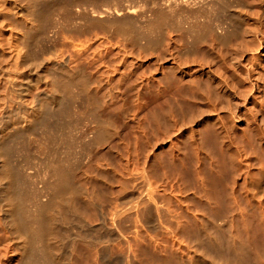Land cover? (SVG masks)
Here are the masks:
<instances>
[{
  "label": "bare ground",
  "instance_id": "bare-ground-1",
  "mask_svg": "<svg viewBox=\"0 0 264 264\" xmlns=\"http://www.w3.org/2000/svg\"><path fill=\"white\" fill-rule=\"evenodd\" d=\"M106 1L0 0V56L9 66L0 67V263L15 248L18 264H149V257L150 264L152 258L160 264H264V0H180L212 16L216 41L233 38L230 54L222 57L211 46L210 55H197L192 65L174 66L180 74L194 73L191 83L148 112L130 135L117 137L114 155L86 172L89 191L75 185L72 167L51 151L55 141L67 140L60 137L69 123L75 56L97 50L85 59L100 73L97 86L125 76L136 63L126 23L142 13L130 0ZM230 1L241 5L231 12ZM166 3L158 9L171 11ZM29 50L71 51L51 61ZM21 63L30 67L25 74L15 70ZM56 69L70 72L68 85L52 79ZM46 82L47 92L34 93ZM9 91L23 97L12 110ZM113 93L109 87L102 102ZM28 99L33 103L25 104ZM142 103L131 100L123 121ZM94 115L97 128L87 143L118 135L113 122ZM33 127L44 138L36 139L37 153L50 143L53 149L44 157L51 160L39 156L46 160L37 166L41 186L27 174L25 160L12 158L15 169L8 163L20 146L18 134ZM141 183L145 193L137 192ZM71 223L87 229L63 244Z\"/></svg>",
  "mask_w": 264,
  "mask_h": 264
},
{
  "label": "rangeland",
  "instance_id": "rangeland-1",
  "mask_svg": "<svg viewBox=\"0 0 264 264\" xmlns=\"http://www.w3.org/2000/svg\"><path fill=\"white\" fill-rule=\"evenodd\" d=\"M103 1L105 2V0ZM108 1L111 3L112 0H107L106 4ZM176 1L174 0L173 2L172 0L171 1L170 0L169 1L168 0H130L132 6H134L137 9L136 11L138 12L139 10L142 14L140 13L141 15L139 16H133V18L129 21V23H126L130 26V27L127 26V28L131 30L130 31L128 29L131 32V34H129V38L130 35L132 37L130 38V41L131 39L133 41V42L131 41L133 44H132V50L130 51L134 52L133 53L135 54L134 56H138L139 58L137 57L136 63L134 64L132 70L128 72V74H126L125 76H121L117 74L110 81L109 85H107V83L101 82L100 79L101 83L99 84V86H97L96 81L98 80L100 73L95 72L96 69L94 68V66H89L85 63V59L87 58V56L90 55L91 53H95L97 50H82L81 53L75 56L74 61L78 63V67L76 68V70H74L73 73H71L74 75V77H71L70 72H67L66 70L56 69L54 73L52 71L51 75L53 78L52 77L51 78L53 80L55 78L56 79L58 78L59 79L58 81L62 80L61 82L63 83L65 82L66 84V81L71 77L72 79H75V81L74 80L73 81L75 83H78V85L74 84L73 81L70 82L71 87L73 89L72 88H70L72 90L69 89L70 90L69 92H71V94L69 93V96L67 94L68 97H66L69 100V101L66 100V102L67 101L69 102V103L67 102L68 103L67 106L68 107L70 106L71 111L69 108V113H70L68 114L69 117L68 118L67 116L64 117L65 120L68 119L67 123L68 122L69 123L63 129L66 130L65 131L62 130V132H64L65 134L60 131V133H62L63 135V137L61 135L60 139L61 140L67 139V140H64V142L61 143H56L57 141H55L53 145L52 143H50L53 149L55 148L54 150L51 149L50 145H48L49 150L50 149L53 150V151L50 150L51 152L54 151L57 152L59 150L57 154L56 152H54L55 155H52L54 157L51 156V153L48 154V152H50L49 150L45 152L47 153V155H50L52 158L62 157L61 158L62 160H66L67 163H69L70 168L72 167V169H70L71 172L70 176L72 181L75 183L77 187H84L86 188V190L90 191V187L92 186L91 185L92 183L90 184L91 181L87 182L88 180L86 181V179H84V176L86 172H89L93 169L94 165L100 158L102 157L109 158L114 155L113 150L110 149V147L115 146V144L117 143V137L119 136L120 138H124L130 135L132 128L136 127L140 119H142L143 117L145 119L146 118L145 115L148 114V112H150L155 108L162 107L168 98L175 96L178 93L180 87L183 84L191 83L195 74L192 72H187V70H184L185 72L180 74L177 70L174 69V66L179 65L182 68H184L183 66L187 64L192 65L193 60L197 55L201 53L210 55L209 52L211 50V46H213L215 49H221L218 50L217 52H220L222 57H228V55L230 54L233 38H231V40L230 37L221 39L222 40L221 43L215 40L213 27H212L213 23L211 22L212 16H209V13L207 11H204V9H198V7L195 8V6L194 8L193 6H185V5L183 7V5L179 3L180 0H176ZM208 1L211 2V0ZM166 2H171L172 4L171 6L172 8L170 7V10L172 9L171 11L168 10L169 8H167L166 10L165 9L166 6L164 7V5H162L163 6L162 9H158L160 4H165ZM230 2L232 3L229 2L226 3L227 5L226 7L231 12L236 11V9L235 10L233 9L235 7L237 8L236 5L238 6L241 5V4H237L238 2L236 1L235 2L230 1ZM163 8L165 11L163 10ZM167 11L169 13H167ZM205 12H207L208 14H206ZM202 13L204 15H202ZM72 18L71 20L65 19L66 23L67 21L68 23H70L71 21L73 22ZM233 19H236L235 15ZM158 24H160L161 26ZM157 26L158 28L159 27L160 28L158 29ZM30 51L31 52L34 51V54L36 52L39 55V57L46 59L49 58L51 59V61H59L60 56H65L68 53V51L70 52L71 50H29V53H31ZM4 52L6 53V51ZM54 53H56L58 56L56 55V57H53L52 55ZM1 59L2 57L0 56V67L5 68L7 66L8 68L9 66L6 65L8 61L6 62L5 60L6 62L5 63L4 60ZM185 60H188L189 62L186 64L184 63ZM12 68L13 67L11 66L10 69ZM5 70L7 71L6 68ZM5 70L3 71L4 73ZM15 70L25 74L30 70V67L27 63H21L19 64V66H17ZM68 76L70 77L68 78ZM145 79H147L148 81L146 84H143ZM47 82L51 83V81L50 80L48 81V79ZM48 83L46 84L47 86L43 84L37 85L34 88V93L40 94L43 91L47 92L50 88V86L48 87ZM68 84L69 82L67 83V85ZM109 87L114 88V93L112 95L113 97L109 102H102ZM8 93L6 95L8 98L7 100L9 101L8 103L9 110L10 108L11 110L14 109L16 105L23 102L22 99L23 97L19 96L20 94L18 95L14 93L13 95L12 91L9 93V95ZM136 97H138L143 102L142 103L143 105L139 107L135 116H130L127 119V121L124 122L123 115L127 110H129L130 101ZM87 102L90 106L87 104ZM32 103H33L32 99H28L25 102V104H32ZM92 104L93 105L96 104V105L93 106ZM92 106L94 107L92 109L95 112L91 109ZM96 111L98 113L100 112L111 122H113V124L118 128L117 131L118 135L112 134L108 138L101 140L99 142L96 141V143H87V140L91 139L94 136V133L97 128V120L94 115ZM92 112L94 113L92 114ZM28 130L27 131L25 130L26 132L23 131L18 134L19 137L16 138V141L17 144L20 145V146L17 145L19 152L17 151L15 157L9 158L11 161L8 160L9 161L8 163L9 164L11 163L12 167L10 165L9 166L15 169V165L13 167V164L16 163V160L12 158H16L18 156L19 159L18 157L17 159L19 161L20 159L25 160L27 163L26 164L27 174L30 175V178L33 179V181L38 183L41 180V178L38 174L37 169L40 168L39 165L40 166L43 165L46 161L41 159L40 157H42L43 155L44 158L46 153L44 152V154L40 156V154L37 153V149L35 148L37 147L36 146L37 140L39 139L40 142L42 139L44 140V138L41 137V134L39 135V131L37 132L35 128L34 130L36 132L33 129H28ZM31 139L33 140L35 139V140L32 141ZM21 141L24 143L22 144V146L20 144ZM69 142L70 144H68ZM47 155L46 158L44 159L51 160L50 159L51 157L48 156L47 158ZM36 175L39 177L36 178ZM184 175H185L184 177H186V180H188L189 178L187 174ZM41 184H42V180L36 185L41 186ZM137 192L145 193V186L143 183L138 185ZM72 224L74 223H71L68 226L70 229L67 228L69 231H66V235H65L66 239L63 240V244H66L69 241V238L74 237L73 235H75V233L77 234L87 229V227L78 226L77 224L76 225L74 224L72 227ZM68 236L70 237L67 238ZM28 246L29 245H26L27 247L25 248L26 251L28 249ZM12 249L14 250L9 252L5 258L2 257L1 262L3 264H18L19 262L18 260L21 257V252L18 249L17 250L15 248ZM154 259L152 258L153 264L155 261ZM149 260H151L150 257ZM149 260L148 263L150 264ZM155 264H160V261L157 263L155 261Z\"/></svg>",
  "mask_w": 264,
  "mask_h": 264
}]
</instances>
